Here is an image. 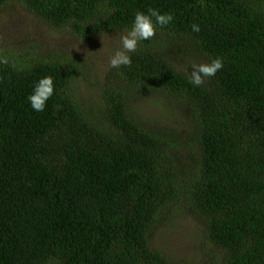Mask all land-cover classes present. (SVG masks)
<instances>
[{"label": "trees", "instance_id": "trees-1", "mask_svg": "<svg viewBox=\"0 0 264 264\" xmlns=\"http://www.w3.org/2000/svg\"><path fill=\"white\" fill-rule=\"evenodd\" d=\"M11 1L83 40L149 8L175 19L102 77L74 54L0 46V264H178L151 241L167 212L203 228L206 264H264V0H0V12ZM217 57L215 76L188 83L193 62ZM45 76L55 92L36 112L26 98ZM150 94L170 102L157 121L132 105Z\"/></svg>", "mask_w": 264, "mask_h": 264}, {"label": "rangeland", "instance_id": "rangeland-1", "mask_svg": "<svg viewBox=\"0 0 264 264\" xmlns=\"http://www.w3.org/2000/svg\"><path fill=\"white\" fill-rule=\"evenodd\" d=\"M120 34L122 32L117 31L83 40L75 37L71 32L51 28L17 1L9 2L0 12V46L6 45L21 50L36 49L43 53L60 51L74 54L88 62L84 66L94 76L99 74L102 77L110 68L109 57L120 47ZM182 53L195 54L190 47L183 48ZM183 60L187 67V59ZM91 80L92 78L89 82ZM138 104L142 118L157 121V116L164 114L162 108L170 102L165 96L150 94L145 98H134L132 105ZM151 232L152 244L161 248L163 252L174 255L178 260L176 263L206 264L200 254V252L209 253L204 247L205 235L203 228L196 223L193 216L186 214V217H182L164 213L152 227Z\"/></svg>", "mask_w": 264, "mask_h": 264}, {"label": "clouds", "instance_id": "clouds-1", "mask_svg": "<svg viewBox=\"0 0 264 264\" xmlns=\"http://www.w3.org/2000/svg\"><path fill=\"white\" fill-rule=\"evenodd\" d=\"M175 17L172 13H161L158 9L149 8L147 12L138 11L130 29H126L120 34V47L109 57V66L114 69L121 67H131L132 55L138 51L141 42L149 41L156 34L157 28L170 25ZM193 32L200 31L199 24L191 25ZM0 63H8L7 59L0 60ZM224 66L222 57L211 59L208 63L191 64V71L185 72L188 83L193 87H200L205 83V79L213 77ZM55 83L51 76L40 78L34 85L32 93L26 98L30 107L36 112H43L48 100L54 95Z\"/></svg>", "mask_w": 264, "mask_h": 264}]
</instances>
